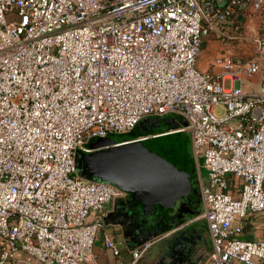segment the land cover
<instances>
[{"label":"built area","instance_id":"1","mask_svg":"<svg viewBox=\"0 0 264 264\" xmlns=\"http://www.w3.org/2000/svg\"><path fill=\"white\" fill-rule=\"evenodd\" d=\"M211 33L247 55L199 69ZM166 115L190 133L204 264H264V0H0V264H98L103 221L126 193L78 173L76 152ZM153 243L129 248V264Z\"/></svg>","mask_w":264,"mask_h":264},{"label":"water","instance_id":"2","mask_svg":"<svg viewBox=\"0 0 264 264\" xmlns=\"http://www.w3.org/2000/svg\"><path fill=\"white\" fill-rule=\"evenodd\" d=\"M184 124L180 121L144 139L127 140L118 135L97 138L89 146L90 150L76 152L82 156L80 174L112 184L128 194L122 208L128 219L146 218L157 213L158 208L165 217L181 199L190 207L188 180L192 171H189L192 146L188 149L184 131L174 130ZM201 211L202 203L179 216L171 223L172 227L178 229Z\"/></svg>","mask_w":264,"mask_h":264},{"label":"flooded vegetation","instance_id":"3","mask_svg":"<svg viewBox=\"0 0 264 264\" xmlns=\"http://www.w3.org/2000/svg\"><path fill=\"white\" fill-rule=\"evenodd\" d=\"M179 122L173 115L168 122L165 120V116H160V120H157L155 116H148L135 127V136L127 140L162 132ZM189 171H191L188 180L190 207L187 204L185 205L183 199H181L179 204L176 202L170 208L165 217L161 214L163 210L158 208L157 213H152L146 218L141 216L140 218L128 219L124 217V211L122 210L125 207L124 200L128 196V194H125L122 199L114 204L108 215L110 221L119 225V232L129 247H135L147 240H154L152 246L145 252L148 257L150 256L145 264H201L210 254L211 242L208 238L206 223H193L178 229L171 225L179 216L190 212L191 209H196L197 206H201L199 171L193 156ZM128 205H132V203L129 202ZM165 233L168 234L164 236Z\"/></svg>","mask_w":264,"mask_h":264},{"label":"crops","instance_id":"4","mask_svg":"<svg viewBox=\"0 0 264 264\" xmlns=\"http://www.w3.org/2000/svg\"><path fill=\"white\" fill-rule=\"evenodd\" d=\"M202 3L206 2L207 0H200ZM261 18V14H253L249 19L246 20V30L247 28L251 30V28L257 26L259 24ZM237 24H240L239 18H232L228 22L225 23V26L228 30V32L236 33L234 26ZM246 44L241 42L240 40L233 39V40H224L221 39L216 33H211L210 36H208L201 49L200 56L197 60V67L202 70H208L212 73H218V72H227L231 69V64L229 60L236 56L245 57L247 55L246 51ZM252 80H248L247 78L243 77L241 82L244 84V88L247 90L248 88H254L258 85L260 78L259 76H252ZM205 170L202 169V175L205 176ZM192 219H187L183 222L179 228L187 227L190 224H195L199 222H204L203 219H196L194 221H191ZM109 233L115 243L118 246L119 249V256L113 255V253L104 246L102 240H101V234L102 233ZM168 233H165L167 235ZM208 234V232H207ZM209 238V235H208ZM210 240V238H209ZM211 242V241H210ZM131 248L126 243L124 237L119 232V225L113 223L109 220V217L107 216L103 221V227L100 230V236H98L95 245H94V251L97 254V262L98 264H118L121 262L122 264H129L131 262V258L128 254V249ZM209 256V255H208ZM208 256L201 262V264H204L208 258ZM147 259H150V256L148 257L147 253L142 257L140 260L135 262L134 264H145L147 263ZM147 260V261H146Z\"/></svg>","mask_w":264,"mask_h":264},{"label":"rangeland","instance_id":"5","mask_svg":"<svg viewBox=\"0 0 264 264\" xmlns=\"http://www.w3.org/2000/svg\"><path fill=\"white\" fill-rule=\"evenodd\" d=\"M254 76H256V75H254ZM252 78H253V77H250V78H248V80H252V81H253ZM171 116H172V115H168L167 117L165 116V120L168 122V120L171 118ZM155 117L157 118V120H160V116H155ZM173 117L177 118L178 121L184 122V120H183L182 118H180L179 116L173 115ZM169 123H171V122H169ZM166 124H168V123H166ZM174 125H175V124H174ZM174 125H171L170 127H172V126H174ZM184 132H185L184 135H185L186 139L188 140V142H187V146H188V149H189V148L191 147V144H190V143H191V141H190V133H189L188 131H184ZM96 139H97V138L92 139V140L89 142L88 146L92 145L93 141L96 140ZM81 162H82V156H81L80 153H77V154H76V157H75V168H76V171H77L78 173H80ZM263 219H264V214H260V213H258V214H255V216H254V220H255L256 222H258V223H261V222L263 221Z\"/></svg>","mask_w":264,"mask_h":264},{"label":"trees","instance_id":"6","mask_svg":"<svg viewBox=\"0 0 264 264\" xmlns=\"http://www.w3.org/2000/svg\"><path fill=\"white\" fill-rule=\"evenodd\" d=\"M118 136H123V137H126L128 139L130 137L135 136V130H133L132 132H130L128 134H123V135H118ZM81 175H83V174H81ZM83 176H85V175H83ZM85 177H88V176H85Z\"/></svg>","mask_w":264,"mask_h":264}]
</instances>
